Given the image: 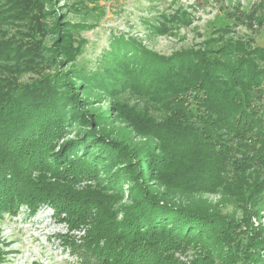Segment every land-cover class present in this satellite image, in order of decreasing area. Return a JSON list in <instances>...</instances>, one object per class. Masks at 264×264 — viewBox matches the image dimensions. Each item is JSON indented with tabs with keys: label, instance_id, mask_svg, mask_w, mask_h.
Returning a JSON list of instances; mask_svg holds the SVG:
<instances>
[{
	"label": "trees",
	"instance_id": "16d2710c",
	"mask_svg": "<svg viewBox=\"0 0 264 264\" xmlns=\"http://www.w3.org/2000/svg\"><path fill=\"white\" fill-rule=\"evenodd\" d=\"M196 4L161 13L152 30L189 26ZM44 7L0 0V221L50 206L70 230L84 231L82 244L68 233L65 243L97 264H187L176 254L189 248V264H264V226L252 221L264 211V45L251 35L264 31V0L222 5L228 22L215 37L170 55L113 30L101 56L84 59L73 32L81 24L70 25L56 46L73 63L68 81L79 92L46 71L55 50L45 37L61 26L45 23ZM16 21L27 30L8 36ZM25 71L38 77L22 82ZM76 93L112 103L136 95L137 105L116 102L121 138ZM133 132L142 140L133 143ZM165 189L193 199L176 202ZM206 193L237 201L242 217L202 205L195 196ZM5 253L0 247V264Z\"/></svg>",
	"mask_w": 264,
	"mask_h": 264
},
{
	"label": "rangeland",
	"instance_id": "374dc122",
	"mask_svg": "<svg viewBox=\"0 0 264 264\" xmlns=\"http://www.w3.org/2000/svg\"><path fill=\"white\" fill-rule=\"evenodd\" d=\"M256 1L258 0H220L218 2L216 0H44V9L47 12V16L46 14L44 16L45 23L47 24L48 21L49 24L61 26L58 32L53 31L51 35L45 37L44 46L55 50V52L48 51L52 57L50 62L48 61L50 66L49 69L46 68V71H53L55 75L63 78L67 77L60 82L62 86H68L65 90L73 92L78 88H72L68 81L73 63L62 53L60 47L56 46V41L63 39L65 30L70 25L81 24L79 25L81 29L73 32L77 38L83 40L85 48L87 47L82 55L84 59L96 61L103 49L108 47L107 36L113 30L133 35L148 48L160 54L170 55L177 51L196 48L211 36L215 37V30L228 22L221 9L222 5L240 2L244 7H248ZM192 3L197 4L196 9L188 7L194 15V21L189 26L177 28L173 26L174 28L166 33L152 30L151 26L157 24L161 13H171L180 5L187 6ZM10 28L11 33H8V36L12 34L17 36L19 32L27 30L25 21H16ZM236 30L240 34H247L244 27H237ZM251 35L255 37L257 45H264V31ZM45 53L47 57V52ZM95 64L96 62L90 68L95 67ZM37 77L36 72L25 71L21 74L20 80L30 83ZM76 94L79 99L93 102L85 103L86 106L82 104L85 109L99 108L96 110L97 113L100 110L105 112L109 118L107 127L114 129L112 132L105 131L115 139L121 138L118 129L125 126L123 119L115 118L116 102L121 109L125 106L137 105L139 99L134 94L123 95L112 103L114 99L107 98L106 95L98 98L97 95L89 97L82 93ZM139 101L143 103L142 100ZM88 128L97 129L95 123L89 124ZM76 135L77 130L70 133L69 137L73 138ZM130 136L133 143L142 140L134 132L130 133ZM127 141L129 142L130 138H127ZM59 143H62V140ZM165 193L171 200L181 201L182 204H188L193 199V196L166 189ZM195 198L201 201L202 205H209L210 210L234 214L237 218L243 215V205L229 197H224L221 193L199 194ZM261 213V220L257 216L252 218L256 226L260 223L264 226V211ZM66 233L73 235L77 242L82 244L83 241L79 237L85 235L84 231L70 230L66 222L53 215L50 206H43L35 215L28 214L25 208L16 214H5L0 221V247L6 252L2 264H97L96 258L91 256L85 248L71 247L67 242L65 243L64 234ZM176 257L180 262L189 264L196 257V252L194 248H189L186 253H177Z\"/></svg>",
	"mask_w": 264,
	"mask_h": 264
}]
</instances>
